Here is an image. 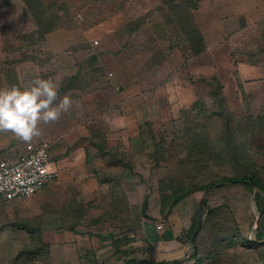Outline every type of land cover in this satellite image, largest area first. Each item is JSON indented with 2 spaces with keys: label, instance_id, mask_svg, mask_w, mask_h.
Here are the masks:
<instances>
[{
  "label": "rangeland",
  "instance_id": "rangeland-1",
  "mask_svg": "<svg viewBox=\"0 0 264 264\" xmlns=\"http://www.w3.org/2000/svg\"><path fill=\"white\" fill-rule=\"evenodd\" d=\"M204 39L217 42L223 71L207 82L210 97L135 138L109 131L99 100L109 88L117 98L134 81L156 87L171 50L188 61ZM238 63L264 64V0H0V76L51 78L58 99L72 100L58 120L41 122L31 148L57 141L67 157L83 150L76 167L97 183L93 194L78 186L55 190L50 202L30 198L45 203L38 219L1 201L0 264H262L253 246L264 241V88L244 91ZM220 79L228 131L211 115ZM45 214L77 238L57 243Z\"/></svg>",
  "mask_w": 264,
  "mask_h": 264
},
{
  "label": "crops",
  "instance_id": "crops-1",
  "mask_svg": "<svg viewBox=\"0 0 264 264\" xmlns=\"http://www.w3.org/2000/svg\"><path fill=\"white\" fill-rule=\"evenodd\" d=\"M204 42L205 47L203 52L190 57L188 61L183 57L178 47L172 49L162 66V71L166 72L167 77L154 88L152 86L147 87L145 82L134 81L127 87L121 88L122 91L118 92L117 98L113 89L109 88L105 92V100L99 99L100 103L104 105L102 109V112H104L103 118L109 131L111 133H121L127 138H135L140 128L165 125L177 119L184 110L193 107L200 98L210 97L206 91V84L218 78V73L223 71L217 67L218 62L215 56L217 42L210 39H204ZM233 70L234 74H236L234 76L235 80L239 82L244 91L251 90L252 88L263 90L264 64L253 66L238 63L237 67ZM30 78L32 79L28 75L23 78L19 75L17 69L9 72L6 70V74L0 76V88L9 87L12 84L28 86V82L32 81ZM221 79L222 86H225L222 91L225 93L227 85ZM236 90H239V86H236ZM115 102L119 103V108L115 107ZM108 136L109 134L107 133ZM35 139L36 137L31 141L25 142L15 138L10 132L0 131V159L26 152L35 144ZM51 146L52 157L61 167L60 179L53 185L47 186L35 196L40 195L41 199L46 196L47 201L50 202L51 198L49 196L55 190L60 191L61 188L66 190L67 188L78 186H83V188L87 189V193L93 194L97 189L95 175L88 170L79 169L75 163L81 159L82 161L85 160L83 150H79L78 154H76L77 157H67L63 155L67 150L66 144L63 145L61 142L54 141ZM28 200L31 199L18 200L13 203H16L19 213L23 218L38 219L45 203L40 204ZM3 210L5 208H2L0 200V214L4 212ZM57 218L56 215L45 214L42 217V226L50 228L53 235L58 239L57 243L64 244L68 240H72L73 242V239L77 238L76 235H73L74 231L64 232L63 234L60 229L56 230L55 227L61 223ZM52 227L55 230H52ZM30 231L32 232V229ZM20 232L21 234H26L25 230H20ZM42 232L45 233V231ZM0 233H6V231H0ZM26 240L30 242L31 237L27 235ZM65 262L63 260L62 263L64 264Z\"/></svg>",
  "mask_w": 264,
  "mask_h": 264
},
{
  "label": "clouds",
  "instance_id": "clouds-1",
  "mask_svg": "<svg viewBox=\"0 0 264 264\" xmlns=\"http://www.w3.org/2000/svg\"><path fill=\"white\" fill-rule=\"evenodd\" d=\"M72 105L70 96L58 99L56 83L35 78L28 86L0 88V131L28 142L41 135L40 124L58 120Z\"/></svg>",
  "mask_w": 264,
  "mask_h": 264
},
{
  "label": "built area",
  "instance_id": "built-area-1",
  "mask_svg": "<svg viewBox=\"0 0 264 264\" xmlns=\"http://www.w3.org/2000/svg\"><path fill=\"white\" fill-rule=\"evenodd\" d=\"M96 46L98 43L94 41ZM51 143L41 142L26 152L0 159V200L11 203L34 197L59 181L61 169L51 153Z\"/></svg>",
  "mask_w": 264,
  "mask_h": 264
},
{
  "label": "trees",
  "instance_id": "trees-1",
  "mask_svg": "<svg viewBox=\"0 0 264 264\" xmlns=\"http://www.w3.org/2000/svg\"><path fill=\"white\" fill-rule=\"evenodd\" d=\"M202 49V48H201ZM195 51V50H194ZM196 54L199 53V51H195ZM218 89L219 91H217V93L215 94V99H214V103L215 105H217V109H214V111H212L211 115H219V116H222L225 118V131H228L230 130V113L229 111H227V108H226V102H225V99L223 98L222 94H221V91H222V87L221 86H218ZM228 137H231L230 135ZM99 147V150H101V152H104L102 147L98 146ZM229 148L231 149L230 151L232 153L235 152V148L232 146V144L229 146ZM251 180V179H249ZM253 184L257 187H259L260 189H262L261 186H259L258 184L254 183ZM204 188L203 187H197L195 188L193 191H188V192H185V193H180V194H175L170 197H167V200L171 199V198H174V204H177L179 203L186 195H189L193 192H198V191H201L203 190ZM166 204L163 205V209L165 207ZM147 208H148V197L146 196L144 198V201L142 203V207H141V212L143 214V216L147 217L146 215V212H147ZM247 244V243H246ZM253 248L257 249L260 256H261V260L263 261L262 264H264V243L262 244H255L253 246ZM156 264H164V263H156ZM172 264H177V263H172Z\"/></svg>",
  "mask_w": 264,
  "mask_h": 264
},
{
  "label": "water",
  "instance_id": "water-1",
  "mask_svg": "<svg viewBox=\"0 0 264 264\" xmlns=\"http://www.w3.org/2000/svg\"><path fill=\"white\" fill-rule=\"evenodd\" d=\"M200 227H201V225L199 224L198 227H197V229H196L195 232H194V235H193L192 241L195 240V238H196V236H197V234H198V232H199V230H200ZM262 243H264V241H259V244H262Z\"/></svg>",
  "mask_w": 264,
  "mask_h": 264
}]
</instances>
